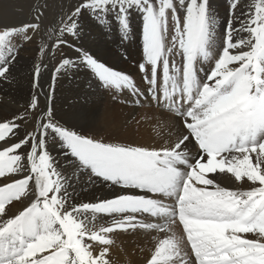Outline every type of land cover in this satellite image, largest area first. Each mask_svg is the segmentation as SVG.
I'll use <instances>...</instances> for the list:
<instances>
[{
  "label": "snow or ice",
  "instance_id": "obj_1",
  "mask_svg": "<svg viewBox=\"0 0 264 264\" xmlns=\"http://www.w3.org/2000/svg\"><path fill=\"white\" fill-rule=\"evenodd\" d=\"M42 15L0 25V81L11 79L20 41L32 39ZM86 17L123 40L139 18L146 87L75 45ZM57 36L52 47L76 57L63 58L53 80L84 67L102 87L173 114L175 140L145 147L82 135L40 110L39 97L54 89L45 93L46 65H35L37 93L23 113L0 120V264H113V234L141 231L163 234L145 264H264V0H229L222 25L212 0H79ZM85 173L88 184L117 191L74 202ZM219 176L241 187L222 186Z\"/></svg>",
  "mask_w": 264,
  "mask_h": 264
},
{
  "label": "bare ground",
  "instance_id": "obj_2",
  "mask_svg": "<svg viewBox=\"0 0 264 264\" xmlns=\"http://www.w3.org/2000/svg\"><path fill=\"white\" fill-rule=\"evenodd\" d=\"M218 3L219 0H212L214 10ZM218 17L222 25V19ZM136 24L135 18L133 27ZM90 27L82 28L81 37L75 39V45L77 47L82 45L100 62L130 76L141 88L146 87L142 79L143 74L138 70V63L143 58L140 29L139 32L133 30L127 40H123L118 31H113L112 34L109 33V42H106L103 35L97 32L99 30L97 26H94L97 30ZM73 39L71 37V40ZM64 53L63 55H68L72 59L76 57L73 48L66 49ZM24 61L25 58H20L21 64H24ZM20 69L24 73L27 72L26 66ZM13 77L12 71L10 80L0 81V120L11 119L27 108L28 83L15 80ZM60 77V80L56 83L54 81L52 85L54 91L46 102L47 109L53 110L62 124L74 128L82 135L105 143L145 147H167L175 140V135L170 136L168 132V128H171L175 121L174 115L162 116L155 104L145 100L137 105L134 103L135 97L128 90L102 87L94 74L84 67H80L75 73L66 72ZM15 103L20 106L17 112H15ZM29 118L30 115L26 118V122ZM31 119L34 120L35 117ZM172 132H175L174 128ZM48 147L58 163L68 167L65 164L68 158L51 138L48 140ZM218 182L222 186L241 187L223 176H219ZM116 191L117 189L103 183L88 184L85 173L75 184L74 202H95L97 198H110ZM20 207L22 206L17 203V208ZM162 235L145 234L142 231L135 234H113L116 241L110 253L113 264H145L152 245Z\"/></svg>",
  "mask_w": 264,
  "mask_h": 264
},
{
  "label": "rangeland",
  "instance_id": "obj_3",
  "mask_svg": "<svg viewBox=\"0 0 264 264\" xmlns=\"http://www.w3.org/2000/svg\"><path fill=\"white\" fill-rule=\"evenodd\" d=\"M219 2L216 5L215 11L222 19V22H224L227 19V4L229 0H219ZM78 3L79 0H0V25L18 27L25 23H32L35 22L34 17L37 11L43 12L39 21L40 28L31 33L32 39L30 41H20L18 59L12 70L14 75L13 79L28 83L26 95L27 106L31 97L37 93V89L32 87V71L34 66L38 64L46 65V67H42L41 69L40 84L45 93H48L49 85H53L54 81L56 83L61 78L60 75L56 80L52 79V73L58 66V63L63 58H71L68 55H63L66 49L71 47H65L64 50H60L52 46L53 42L58 38L57 30L59 29L61 18L66 17ZM87 22H89L88 25ZM136 23L133 30L139 32L141 21L138 17H136ZM82 24L83 27L91 26L90 29L93 30L95 29L94 26H97L99 30H95L103 35L106 42H109V35L115 31L108 32L106 29H101L95 21L87 17L82 21ZM66 38L71 41V37ZM46 46L52 48L51 52L46 50L44 53H41L40 49ZM20 58H25L24 64L20 63ZM23 66L27 67V72L25 73L20 69ZM51 97L52 93L50 96L43 95L39 97L40 110H47L46 102ZM15 105V112H17L20 106L18 103H15ZM31 117L33 115H30V118L25 124L27 131H31L34 126V120ZM69 122L72 123L71 121Z\"/></svg>",
  "mask_w": 264,
  "mask_h": 264
}]
</instances>
